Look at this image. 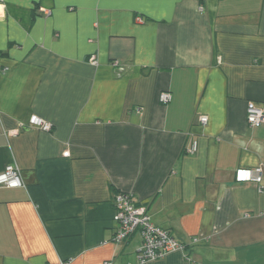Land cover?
<instances>
[{"label":"crops","instance_id":"obj_1","mask_svg":"<svg viewBox=\"0 0 264 264\" xmlns=\"http://www.w3.org/2000/svg\"><path fill=\"white\" fill-rule=\"evenodd\" d=\"M249 101L264 0H0V173L23 184L0 187V264H138V236L112 240L116 193L186 246L145 264H264ZM256 167L261 192L235 182Z\"/></svg>","mask_w":264,"mask_h":264},{"label":"built area","instance_id":"obj_2","mask_svg":"<svg viewBox=\"0 0 264 264\" xmlns=\"http://www.w3.org/2000/svg\"><path fill=\"white\" fill-rule=\"evenodd\" d=\"M90 62H96L94 56L90 57ZM170 99L171 96L168 92H162L159 95V101L162 104L169 103ZM245 112L246 123L249 126L258 127L264 122V109L254 102L246 103ZM199 122L205 124L207 118L201 116ZM26 127L37 128L45 132H50L52 129L50 123L36 116L30 117ZM195 151L196 145H193L188 153L193 154ZM234 180L237 183H255L258 191L261 192L263 189V170L261 167L237 169ZM22 185L20 170L15 165L6 166L0 173V187L19 188ZM113 206L115 230L112 240L120 245L128 242L134 236H138L140 238V244L136 249L138 264L160 259L173 251H185L186 246L178 242L167 230L156 226L148 215L147 208L135 204L130 195L116 193ZM58 264H70V261H60Z\"/></svg>","mask_w":264,"mask_h":264}]
</instances>
